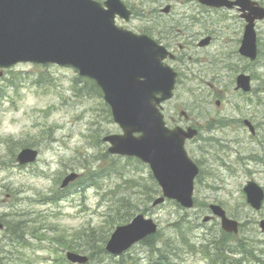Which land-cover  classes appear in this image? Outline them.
<instances>
[{
	"label": "rangeland",
	"instance_id": "rangeland-1",
	"mask_svg": "<svg viewBox=\"0 0 264 264\" xmlns=\"http://www.w3.org/2000/svg\"><path fill=\"white\" fill-rule=\"evenodd\" d=\"M123 1L136 12V17L127 23L119 22V26L134 33H140L141 29L152 26L155 27L154 34L160 32L164 36L167 29L161 28H164L170 18L168 24L179 23L185 26H191L189 20L192 16L199 20L200 31L195 30L200 32V40L204 34H212L210 46L197 49L199 35L183 41L181 35L175 40L168 39L169 43L176 44L173 46L177 55L175 66L179 63L185 69H192L193 62L188 56L195 57L197 62L201 61L198 70L195 68L193 74L192 70L186 71L187 78L194 79L195 72L200 71L203 75L200 80L211 82L213 98H218L222 103L216 109L214 100L210 110L213 112L216 110L218 115L235 120L223 136L232 137L233 131L235 136H239L236 141L248 142V132L241 121L250 116L253 117V123L257 124L258 134L264 136V24L257 29L260 41L259 59L256 63H249L236 52L243 22L241 20L239 22L238 13L236 14L234 10L206 8L197 0H161L158 3L143 1L142 4L135 0ZM168 5L173 11L170 17H165L161 10ZM164 20L165 23L162 22ZM165 36L170 38L171 33L167 31ZM178 43L182 49L178 48ZM227 52H230L229 58ZM218 68L222 70L223 76L216 80L213 71ZM238 74L251 77L252 91L256 93L255 97H258L252 99L254 98L252 96L254 104L247 102L248 95L234 91L233 80ZM75 75V71L68 68L20 64L3 72L0 79V216L10 212V216L29 214L32 222L36 223V225L31 223L32 227L29 230L37 233L35 240L24 238L32 245L30 248L22 249L12 247L6 231H2L0 264L63 263L61 258H65L68 248L76 244L73 242L79 237L77 233L88 227L95 230L104 227L105 217L109 216L111 220L114 213L106 208V202L111 201L114 196L123 194L128 201L130 200L133 209L129 204V219L119 226L143 212L145 217L152 218L159 225L154 237L155 242L152 241L151 247L149 243L143 245L141 242L127 251L122 261L105 259L102 264H213L211 249L208 251L204 249L208 240L212 238L216 241L222 236L220 226L202 224L201 218H196L194 210H183L172 201L151 209L148 200L135 196L136 192L146 194L144 188H147L152 190L149 194L154 199L160 195L156 192L159 188L155 184L153 186V182L146 176L144 172L147 170L140 171L142 167L135 163L132 165L131 159L107 153L108 145L103 142V138L120 133V130L112 122L98 96L75 91L74 86H71L74 85ZM195 80L196 82H189L185 79L187 85L182 89L178 88L175 98L166 103V109L171 114L174 113L175 107H181V103L184 105L191 102L192 98L187 96V92L200 81ZM201 86L208 90L207 84ZM22 147L37 148L39 151L38 160L28 167H19L14 161L15 155ZM244 147L241 148L242 154L247 156L248 147ZM205 148L203 145L195 148L197 158L202 157L200 152ZM223 148L225 156L220 159L225 164L229 160L232 161L230 166L217 173L206 171L207 165L209 169H215L214 160L206 159L203 175L207 176L208 173L212 177L211 183L214 180L218 183L217 192L219 191L220 196L217 197L228 204L227 208L236 216L234 218L240 223L246 221V224H241L243 233L238 236V239L245 243V250L253 252V257L264 261V231L262 232L259 226L260 221L264 220V206L261 211L254 212L245 203L242 192L244 184L249 180L264 186V165H261V168L249 161L242 162L241 158L238 159L235 155V145ZM214 150L213 145H210L209 154H216ZM238 152L240 153V150ZM136 169L139 171L133 173ZM72 172L81 175V183L95 173L103 179L101 183L98 182V189L83 190L80 185H75L76 187L74 186L57 204L39 202L52 198L59 191L62 179ZM203 181L204 178L201 177L199 182ZM131 182L137 187L132 188ZM207 188L205 184L195 187L196 200L210 196L203 192ZM211 197L210 200L213 199ZM19 199H22V202H18ZM111 202L115 201L112 199ZM135 205L138 206L137 211ZM108 207L115 209L114 206ZM17 210L24 214L12 212ZM3 220L7 222V219ZM115 227H106L103 236L110 235ZM167 237L172 238L171 244L167 242ZM54 240L65 242V246L57 244ZM227 246L232 254L226 261L238 259V252L235 251L237 246L235 244ZM14 251L19 252L23 258L9 256ZM154 253L158 254L157 257ZM243 259L245 260V257ZM9 260L15 262L8 263ZM248 261L246 264L257 262L253 259Z\"/></svg>",
	"mask_w": 264,
	"mask_h": 264
},
{
	"label": "water",
	"instance_id": "water-1",
	"mask_svg": "<svg viewBox=\"0 0 264 264\" xmlns=\"http://www.w3.org/2000/svg\"><path fill=\"white\" fill-rule=\"evenodd\" d=\"M200 2L212 6L223 3ZM104 5L107 11L89 0H0V68L18 62L54 63L69 66L79 76L95 81L113 121L123 132L121 136L105 138L111 146L108 151L147 163L163 197L190 208L197 170L184 156L182 136L164 128L154 105L169 99L173 89L174 75L161 65L165 53L146 37L114 26L115 15L125 20L129 16L119 0H108ZM242 7L247 8L244 3ZM250 11L254 16H245L249 25L240 53L253 60L256 56L253 21L261 19L263 11ZM248 82L243 76L237 79L238 87L244 91L249 90ZM157 94L160 98H156ZM35 158L34 151L24 150L18 161L24 165ZM75 178V175L67 177L62 187ZM244 193L247 202L260 209L263 192L249 183ZM163 197L154 205L162 203ZM216 214L221 216L225 231H236L235 222L225 219L221 212ZM153 232L152 221L138 216L130 225L115 231L106 249L119 254ZM68 258L72 262L86 261L75 255Z\"/></svg>",
	"mask_w": 264,
	"mask_h": 264
},
{
	"label": "bare ground",
	"instance_id": "bare-ground-1",
	"mask_svg": "<svg viewBox=\"0 0 264 264\" xmlns=\"http://www.w3.org/2000/svg\"><path fill=\"white\" fill-rule=\"evenodd\" d=\"M229 48H230V45H228L227 49L229 50ZM259 56H258V59H259ZM227 57L228 58L230 57V52H227ZM198 72L200 73V71H198ZM213 72H214L213 74L215 76L214 79H216V80H219L223 76L222 70L219 68L215 69ZM208 98H209L208 95L204 96L205 100H208ZM205 100H202V104H204V110L206 111V110H208V105L205 103L206 102ZM205 111H203V112H205ZM239 112H241V111H239ZM242 113H246V112H242ZM217 119L218 118L215 117L216 121H217ZM230 121H231V118L224 117V118L220 119L218 123L220 126H227V125H229ZM237 137H239V136L233 137L231 141H232V144L236 145L238 150H240V158H241L242 162L249 161V163H253V164H256V165L262 167L261 165H264V136L258 134L255 138H247L248 142L236 141ZM227 144H228V142H227ZM213 147L215 148L214 153L216 152V154H215L216 156L214 157V159H215V161H217V165H218L220 163V156L222 155L220 153L219 148L225 147V145L223 143H219V141H217L216 143L213 144ZM243 147L244 148L248 147L247 148V156H243V154H242L243 149H241V148H243ZM257 153H259L260 155H258ZM226 168H228V167H225V169L224 168L223 169L226 170ZM102 179H103L102 177L97 178L96 176L92 175L85 182H82L79 185L83 190H84V188L88 189L91 187L98 189L99 188L98 182L101 183ZM125 180L130 181L128 179H125ZM218 186H219L218 183H212V184L207 185L208 189L212 190V192H213V193H211L213 200L221 202L220 199H218V197H217V196H220L219 191L217 192ZM112 199L115 202L126 204L125 205L126 207L130 204L129 203L130 200L128 201V199L125 197L124 194L122 196H118V195L114 196V198H111V201H112ZM111 201H109V202L107 201L106 206H111ZM18 202H22V199H19ZM221 203H223V202H221ZM223 204L227 207V205L225 203H223ZM128 209L130 210V207ZM227 210L229 211V214L231 216L236 217L234 214H232L230 209L227 208ZM12 212L24 214L22 212H18V210L12 211ZM10 213L4 214V218L7 219V222L9 224H16L17 226H19L21 230H28L29 228L32 227V224L36 225V223L32 222L33 220H31V217H30L31 215H29V214H24V215H20V216H14V215L10 216ZM11 218H13V219H11ZM241 220H244V219H241ZM243 224H246V221H244ZM181 227H183V226H181ZM149 236H151V235H149ZM154 237L149 240V246L150 247L153 244L152 241L154 240V242H155ZM181 239H182V236H181ZM167 242L171 244L172 238L167 237ZM215 254H216L217 258H219L220 260L223 259V255H224L223 250H217L215 252Z\"/></svg>",
	"mask_w": 264,
	"mask_h": 264
},
{
	"label": "flooded vegetation",
	"instance_id": "flooded-vegetation-1",
	"mask_svg": "<svg viewBox=\"0 0 264 264\" xmlns=\"http://www.w3.org/2000/svg\"><path fill=\"white\" fill-rule=\"evenodd\" d=\"M253 1H257V0H253ZM262 23H264V22H262ZM205 103H207V101ZM215 117L216 116H212V115H210L207 112H203L202 118L200 116H195V117H192V120H190L191 118L189 116H185L184 115V118H185V120H186V122L188 124L184 122L185 125L184 124H181L180 125L184 130L189 129V128L190 129H194L195 128L199 132L204 131L208 135V138L205 140V144H204V146L206 148L205 149H201V152H200V154H201L200 156H202V157L197 158L196 155H195L197 153L196 152V149H195L197 146L196 147H194V146L191 147L189 149V151H188V155L193 159V161L195 162V164L198 167L201 166V167H199V170H200L199 171V174L196 177L195 187L197 185L203 186L205 184L204 181H206L207 179L210 178V176L209 177H206L201 172L202 170H204V166L206 165V161H207L206 159H210V160L213 159L214 162H215L214 163L215 169L214 170H211L210 169L209 171H215L217 173L219 170H221V169L223 170V168L225 169V167H223V160L220 159V162H222V163H221V165L218 166L217 165V161H215V159H214V157L216 155L215 154L214 155L209 154L211 152L209 150H210V145H213L217 141H219V143H223L224 145H227V140H226L227 137H225L223 135H224L225 131L228 129V127H230V125H231L230 123H232L233 119H231V121L229 122V125H227V126H220L218 122L222 118L221 117H216V118H218L217 121H216L215 120ZM188 121L189 122L191 121L192 123L189 124ZM231 132L233 133V131H231ZM254 137H256V135H254ZM188 143H190V141ZM191 144H192V142H191ZM219 150H220V153L222 154L220 156V158L224 157V154H223L224 148L223 147L222 148H219ZM210 160H209V162H210ZM206 175H209V174L207 173ZM201 177L204 178V181L202 183L199 182L200 179H201ZM205 191H207V190H205ZM208 203H209V201H207L205 199H203L201 201L196 200L195 201V204H194V210H196V213L199 212V213L204 214L202 216V218H206L207 217L206 218L207 219L206 220L207 223L216 224V223L219 222V219H218V217L211 215L210 206H213V205L214 206H218V207H221L225 211H227V207L223 203H220V202H217V201L215 203H212V204H208ZM197 216L199 217L201 215H197ZM204 224H206V223H204Z\"/></svg>",
	"mask_w": 264,
	"mask_h": 264
},
{
	"label": "trees",
	"instance_id": "trees-1",
	"mask_svg": "<svg viewBox=\"0 0 264 264\" xmlns=\"http://www.w3.org/2000/svg\"><path fill=\"white\" fill-rule=\"evenodd\" d=\"M76 84H77L76 87H78V86L82 87L81 90L83 89V87L88 86L89 87L88 93H95L98 96H100L99 90L96 88V86L92 82H89V81H86L83 79L81 80L80 78L76 77ZM81 90L78 93H82ZM131 183H133V182H131ZM145 191H146V194L144 193L145 195H143L142 193H140L139 195L137 193H135V196L150 199L151 196L149 195L147 189H145ZM150 191H152V190L150 189ZM125 205L126 204H122L119 202L113 203V206L116 207V212L118 214L116 216L114 215V218L112 220L106 221V223H105L106 226L111 227L115 224H121L128 219V217L130 215V210L128 209L129 207L128 206L126 207ZM134 207L136 208L135 211H137L138 206L135 205ZM131 209H133L132 205H131ZM132 215L133 214H131V216ZM6 224H7V231L9 232L10 235H13V243L14 244H19L20 242H23L22 238L25 235H30L31 237L34 238V233H31L29 229L28 230H21L20 228H18V226L16 224H9L8 222ZM86 231L89 233L87 234V232L83 231L82 235L86 237V242H85L84 246L82 247V249L84 252L88 253L90 258H95L92 260V262L95 263V260H96L95 256L99 253L103 254V247L105 245V241L107 240V238H105L103 236V234H100V233L95 234L91 230H86ZM99 235H100V237H99ZM215 249H217V250L222 249V246L217 245ZM239 249L244 254L249 253L247 250H245V246H243L241 243L239 244ZM14 254H16V253L14 252Z\"/></svg>",
	"mask_w": 264,
	"mask_h": 264
}]
</instances>
